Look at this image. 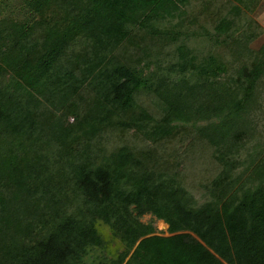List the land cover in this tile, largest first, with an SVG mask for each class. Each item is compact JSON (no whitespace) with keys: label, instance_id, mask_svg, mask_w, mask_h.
I'll use <instances>...</instances> for the list:
<instances>
[{"label":"trees","instance_id":"obj_1","mask_svg":"<svg viewBox=\"0 0 264 264\" xmlns=\"http://www.w3.org/2000/svg\"><path fill=\"white\" fill-rule=\"evenodd\" d=\"M13 1L0 264H264V59L244 58L247 0H21L20 19L2 15Z\"/></svg>","mask_w":264,"mask_h":264},{"label":"rangeland","instance_id":"obj_2","mask_svg":"<svg viewBox=\"0 0 264 264\" xmlns=\"http://www.w3.org/2000/svg\"><path fill=\"white\" fill-rule=\"evenodd\" d=\"M13 2L14 3H12L9 10L2 13V15L5 17H13L15 19H20L21 17L24 16L26 7L22 6L21 0H14ZM247 2H248L247 8H244L243 11L247 10L249 13L245 14L244 16H247L246 19L252 18L254 23H253L252 31L247 36L242 46L243 51L248 53L247 55H245L244 58L249 57L251 59L257 57L260 59L261 58L264 59V0H247ZM175 59L176 58L173 56L170 55L167 56V58L162 63L163 68L165 66H172L173 62L176 61ZM178 65H181V62H178ZM257 85H258L257 87L258 89L256 90L254 95L256 96V100L260 101V105L259 106L257 105L256 109H252V111L256 112L257 110L260 114L264 115V113H262L264 111V73L262 75V80L259 81ZM261 125L262 126H259L258 128L260 130V133L262 132L261 134H264L263 131L261 130V127H264V121L261 122ZM248 129L249 132L250 133L252 132L253 134V135L251 134L252 135L251 137L254 138L255 132L258 131L257 127L254 130L252 126H249ZM258 140H259L258 138L251 139V141L254 142L252 145H254L255 142H257ZM141 221L143 223L152 222L156 227V229L164 232V234H167L166 232L167 224H165L161 220L155 219L151 214L143 215ZM104 229H106V227H104Z\"/></svg>","mask_w":264,"mask_h":264}]
</instances>
